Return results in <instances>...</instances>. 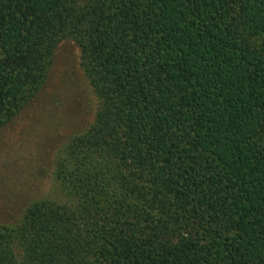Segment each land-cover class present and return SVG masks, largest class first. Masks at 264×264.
I'll use <instances>...</instances> for the list:
<instances>
[{"label":"trees","instance_id":"obj_1","mask_svg":"<svg viewBox=\"0 0 264 264\" xmlns=\"http://www.w3.org/2000/svg\"><path fill=\"white\" fill-rule=\"evenodd\" d=\"M63 40L94 114L0 264H264V0H0V129Z\"/></svg>","mask_w":264,"mask_h":264},{"label":"rangeland","instance_id":"obj_2","mask_svg":"<svg viewBox=\"0 0 264 264\" xmlns=\"http://www.w3.org/2000/svg\"><path fill=\"white\" fill-rule=\"evenodd\" d=\"M95 99L70 40L55 49L47 79L36 96L0 129V222H13L35 199H60L53 160L65 140L92 120Z\"/></svg>","mask_w":264,"mask_h":264}]
</instances>
